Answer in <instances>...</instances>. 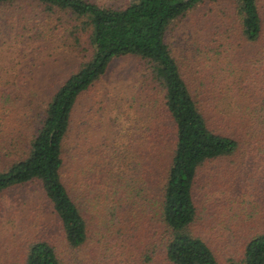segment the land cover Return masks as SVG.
<instances>
[{"label":"trees","instance_id":"16d2710c","mask_svg":"<svg viewBox=\"0 0 264 264\" xmlns=\"http://www.w3.org/2000/svg\"><path fill=\"white\" fill-rule=\"evenodd\" d=\"M36 1L47 12L84 18L80 28L89 27L93 51L51 94L24 144L17 145L18 136L0 145V193L37 190L63 243L57 250L38 231L22 234L25 250L19 264H82L85 251L92 255L86 264H132V256L136 264H219L218 255L232 256L237 250L239 264H264V228L235 233L230 219L215 230L204 224L209 216L195 202L199 169L206 163L264 152V0H226L232 13L228 23L235 28L200 41L198 57L208 70L199 74L198 69L188 80L165 35L174 20L214 0H127L121 6ZM123 55L145 61L163 91L162 105L172 122L169 149L158 145L142 155L125 145L120 158L112 151L100 150L98 157L99 151L92 154L82 147L67 150L64 141L77 98L110 59ZM67 156L70 174L80 160L84 177L78 185L63 175ZM92 161L100 163L93 173ZM261 218L256 222H264ZM240 234L244 239L238 249L235 235ZM91 239L94 247L87 246Z\"/></svg>","mask_w":264,"mask_h":264},{"label":"rangeland","instance_id":"374dc122","mask_svg":"<svg viewBox=\"0 0 264 264\" xmlns=\"http://www.w3.org/2000/svg\"><path fill=\"white\" fill-rule=\"evenodd\" d=\"M91 1L121 6L127 0ZM229 7L226 0L206 2L169 26L165 42L187 80L193 79L198 69L199 74L208 70V63H200L198 57L200 41L214 38L213 34L225 27L230 31L235 28L228 23L232 15ZM83 21L65 11L47 12L36 0L0 4V145L19 136L17 145L22 146L31 127L40 122L51 94L88 60L93 46L88 40L89 27L80 28ZM162 94L145 61L134 55L113 57L97 81L77 98L64 147H82L92 154L99 151L98 157L100 150L112 151L119 158L125 145L142 155L158 145L167 151L172 122L162 105ZM248 153L222 157L199 169L195 202L209 216L204 224L215 230L225 228L230 219L235 233L252 234L264 228V222H256L259 217L264 220V152ZM65 159L63 175L78 185L84 177L80 160L70 174L68 156ZM95 164L100 166L92 161V173ZM24 190L0 193V264L20 263L25 250L22 234L38 231L57 250L63 245L55 218L38 191ZM71 192L77 199L76 187L71 185ZM25 198L31 202L24 204ZM202 225V221L197 223L199 231ZM241 235H235L238 249L244 239ZM87 246L94 247V241ZM233 253L218 255L219 264H239L241 251ZM82 255L86 259L82 264L92 256L88 251ZM132 259L136 264L137 258Z\"/></svg>","mask_w":264,"mask_h":264}]
</instances>
